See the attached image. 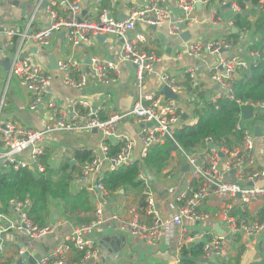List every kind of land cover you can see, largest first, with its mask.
<instances>
[{"label":"built area","instance_id":"built-area-1","mask_svg":"<svg viewBox=\"0 0 264 264\" xmlns=\"http://www.w3.org/2000/svg\"><path fill=\"white\" fill-rule=\"evenodd\" d=\"M43 2L44 0H41L40 5ZM82 3L83 0L49 1L46 10L50 22L46 28H34L32 21L26 28L16 24L0 28V52L1 49L9 51L15 39L22 43L31 40L38 47L46 49L52 44L55 34H64L74 48H79L97 37L115 36L122 41L120 63L136 66L133 84L139 90V97L133 109L126 114L114 113L103 119L102 108H94L86 101H78L70 116L54 97L47 94L54 81L53 74L21 58L20 52H17L11 62L10 77L16 78L22 89L31 95L29 104L31 111H37L45 106L49 115L43 129L22 127L12 121L4 122L1 116L5 102L4 99H0V171L18 172L29 169L38 175L43 174L46 170L43 164L47 154L46 143L50 135L56 133L80 135L97 131L102 135L103 142L99 149L92 151V161L82 166L80 175L75 177L73 182L94 192L108 195L109 192L104 186L105 175L140 162L141 171L137 180L143 183L141 189L143 206L127 207L126 218L114 215V220L123 221V230L151 246H157L163 239L164 229L182 227L186 221L205 222L221 215L225 234H213L204 230L188 240L203 243L204 255L201 258L203 261H224L229 255L228 236L229 239L230 236H242L250 240L264 232V218L259 221L233 214L235 207L244 212L246 207L264 200V186L260 185L264 180V168L258 165L255 155L256 124L251 126L244 118L246 110L253 113L250 121L258 118L259 112L262 113L258 124L261 125L263 133L261 139L264 140V118L262 119L264 102H238L245 108L238 115V123L234 129V133L241 134L239 145L232 147L229 140L208 137L201 146L189 152L184 151L174 143L173 133L176 129L193 126L197 122L195 119L193 121L184 119L185 113L179 99H164L143 93L146 78L155 73L160 57L144 49L150 36L137 33L136 27L138 24L149 27L166 26L169 35L174 37H182L186 31L202 23L225 27L227 30L225 36L208 41H192L179 53V57L187 55L198 60L205 53L218 57L217 65L208 71L217 91L207 99L209 104H217L221 100L235 99L234 82L239 79L242 71H248L251 64L260 59V54L253 51L248 53L247 58L241 57L236 50L237 45L230 41L227 35L235 27L238 16L246 17L249 22L251 21V25H254L258 15L264 14V0H176L175 8L172 0H148L141 8L132 9L129 16L122 21L116 19L109 11H101L96 18H88L83 13ZM198 3L202 9L208 10L205 19L199 13ZM176 9L178 13H175ZM244 11L248 12L247 16L244 15ZM226 12L231 14L228 20L221 16ZM250 31L247 27L242 30L245 34ZM58 67L65 86L80 90L89 85L83 64L62 61L58 63ZM90 69L97 83L103 86L116 83L120 76L118 63L97 56L91 57ZM188 74L193 87L195 89L199 87L195 70L189 69ZM161 81L178 96L183 90L175 77L169 73L162 74ZM200 94L205 95L202 91ZM128 117H132L140 127L138 138L142 149L138 161L133 157L135 142L119 133L121 124ZM111 141L115 145H121L119 153L114 156L109 154ZM169 141L178 147L177 151L184 157L185 166L189 167L187 171L189 176L177 197L175 214L171 219L165 220L158 208L156 191L146 175L144 161L154 146L165 145ZM232 177L233 181L230 179ZM214 197L227 202L222 212L218 215L203 212L204 204ZM33 205L34 200L30 196L16 197L8 202L5 211L0 201V257L5 254L7 246L5 237L13 231L26 232L29 238L36 241L52 234L60 226V223L38 225L30 217ZM95 215L92 223L75 227L61 244L35 264H88L96 253L91 234L104 222L103 209L97 208ZM13 216L17 218L18 223L14 222ZM146 218L150 219L149 224L144 221ZM186 240L187 238L182 236L181 242ZM74 252L81 255L77 263L71 261Z\"/></svg>","mask_w":264,"mask_h":264},{"label":"crops","instance_id":"crops-1","mask_svg":"<svg viewBox=\"0 0 264 264\" xmlns=\"http://www.w3.org/2000/svg\"><path fill=\"white\" fill-rule=\"evenodd\" d=\"M52 0H0V28L8 24H16L21 28H26L30 22H33L34 28H46L49 26V16L46 10L45 2ZM148 0H83V13L88 18H96L101 11H109L116 19L129 16L132 9L141 8ZM176 0H172L174 8ZM199 13L206 18V9H198ZM178 13V9L175 10ZM259 16V15H258ZM251 22V21H250ZM245 34L240 30L234 32L238 34L239 40L233 42L237 45V52L241 57L248 56L252 51L250 49L253 30ZM189 40L182 37L169 35L166 26L149 27L144 24H138L137 33H143L150 36L149 42L144 46L147 52H154L160 57L156 66L155 73L146 78L143 86V93H150L153 96L167 99L163 94V83L161 75L169 73L175 77L178 84L183 87L179 94V101L186 117L197 122L195 117L196 110L201 107L208 97L215 94L216 86L211 81L208 71L217 65L218 57L205 53L198 60L187 55L179 57V53L185 50L192 41L218 39L227 34L225 27H214L207 23H202L197 27L188 30ZM232 31V30H231ZM31 40H25L22 43L15 39L12 47L15 49L4 50L0 52V99H4L5 105L2 111V121H12L22 127L32 129H43L48 122V111L45 106L37 111H31L29 104L31 95L26 93L16 78L10 77V70L6 71L4 63L7 59L13 60V55L20 52L21 58L29 60L54 76V81L47 91V94L54 97L59 105L73 114L74 105L78 101H86L94 108L103 109L102 118L107 119L112 114L129 113L139 97V90L134 86L136 68L127 63H120L119 54L122 41L115 36H104L97 40L93 39L84 43L79 48L72 47L64 34H55L52 44L42 49ZM22 43V44H21ZM99 57L105 60H111L119 64L120 76L116 83L107 86L99 85L95 79L90 66L86 65L91 57ZM56 58L58 63L70 61L71 63L83 64L89 85L83 89L75 90L65 86L62 83V73L59 70H53L50 60ZM194 69L199 87H193L188 70ZM113 75V74H112ZM200 91L205 95L200 94ZM259 116L247 124H256L254 129L259 126ZM264 117H262L263 119ZM256 122V123H255ZM252 126V125H251ZM261 126V125H260ZM139 125L135 123L132 117L126 118L120 126L119 133L129 137L135 142L133 157L139 160L142 144L139 141ZM102 135L97 131L85 132L80 135L56 133L48 137L46 147L47 154L44 157L43 164L49 174L56 178L72 177L80 175L83 166L78 153H90L94 149H99L102 144ZM114 143L109 144L110 146ZM174 146V145H173ZM255 155L257 163L264 168V140L256 141ZM178 165L180 167H178ZM145 172L156 191L158 208L163 219H171L177 209V197L183 190L188 179V170L185 169L184 157L178 151H173L168 157L166 166L161 169L155 167L147 168ZM180 168V170H177ZM45 171V172H46ZM170 176V178H168ZM232 181L234 177L230 178ZM264 186V180L261 182ZM85 190L89 195L92 210L87 218L89 223L79 224L73 216L65 209V202L61 198L50 197L47 202V215L45 225L51 223H60V226L50 235L33 241L26 232L13 231L6 240L7 246L5 254L0 257V264H16L20 259V253L28 250L33 251L40 246L44 255H48L54 248L61 244L64 238L72 230L83 224H90L95 220V211L102 208L104 212V222L97 226L91 238L95 242L96 253L94 258L88 264H180V251L182 247L191 249L200 241L191 242L188 239L193 238L201 231L219 233L218 230L225 231L222 222V216L211 218L208 221L193 223L186 221L182 227L163 230V239L157 246H151L144 240L133 236L123 230V221H115L113 216L117 215L122 219L126 218V208L131 206L142 207L141 190L139 189H121L115 194L105 195L100 192H94L89 188L78 186L70 181L69 191L75 195ZM36 203V196L28 195ZM226 201L216 197L209 199L203 206L202 211L211 215H218L227 205ZM34 205L32 207V210ZM31 210V211H32ZM235 216L247 215L252 220H263L264 218V200L256 205L246 207L244 212L235 207L233 209ZM14 217V216H13ZM15 218V217H14ZM34 219V218H33ZM35 221V219H34ZM150 223V219L144 220ZM18 223L17 218L14 219ZM37 222V221H35ZM39 223V222H37ZM40 224V223H39ZM182 236L187 238L182 241ZM229 255L224 261H203L198 264H264V232L248 240L242 236H230L228 240ZM80 255L74 252L71 258L72 263H77L76 259Z\"/></svg>","mask_w":264,"mask_h":264},{"label":"trees","instance_id":"trees-1","mask_svg":"<svg viewBox=\"0 0 264 264\" xmlns=\"http://www.w3.org/2000/svg\"><path fill=\"white\" fill-rule=\"evenodd\" d=\"M245 27L253 30L250 49L259 53L260 59L251 64L248 71H242L239 79L234 82V100H221L217 104H209L206 100L196 110L197 123L195 125L185 126L183 129L174 131V143L186 152L201 146L208 137H213L216 140H229L232 147L239 145L241 134L234 133V129L238 123V115L242 110H245L240 103L264 102V14L259 15L254 25H251L246 17L238 16L235 20V28L239 32ZM227 38L230 41L237 42L239 40L238 34L233 31H230ZM174 143L169 141L165 145L154 146L149 151L144 165L147 168L155 167L156 169L165 167L168 157L174 151ZM120 148L121 145H111L109 154L117 155ZM78 157L84 164L92 161L90 153H78ZM140 171L141 164L136 162L133 166L108 172L105 175L104 186L112 195L125 188L141 190L143 183L137 180ZM71 179L74 178L61 177L58 179L48 171L39 175L29 169L18 172L0 171V201L7 211L8 202L11 199L24 198L34 194L37 199L30 212V217L39 222L40 224L36 222L38 225L44 226L48 199L50 197L61 198L65 202V209L77 223H89L90 219L87 216L92 210L89 195L85 190L73 195L69 191ZM242 217L248 216L244 214ZM203 248V243H198L191 249L182 247L180 264H198L204 255ZM80 257L81 255H78L76 261Z\"/></svg>","mask_w":264,"mask_h":264},{"label":"water","instance_id":"water-1","mask_svg":"<svg viewBox=\"0 0 264 264\" xmlns=\"http://www.w3.org/2000/svg\"><path fill=\"white\" fill-rule=\"evenodd\" d=\"M47 2H45V5L44 6H47ZM229 7V5H227V8ZM197 8L198 9H202L201 7V4L198 3L197 5ZM221 10H223V8H221ZM181 12V11H179ZM244 15L247 16L248 15V12L247 11H244ZM119 21H122L124 20V18H119L118 19ZM154 27V26H153ZM152 27V28H153ZM221 27V26H220ZM155 28V27H154ZM222 28V27H221ZM233 32H238V30L234 27L232 29ZM104 37H97V40L100 41V39H102ZM190 38V33L189 31H186L183 35H182V39L184 40H189ZM33 43V42H31ZM50 63H51V66H52V69L53 70H58V61L57 59L54 57V58H51L50 60ZM86 65L90 66L91 65V61L90 59L87 61ZM4 66L6 68V71H9L10 70V67H11V60L10 59H7L4 63ZM132 67L136 68V66L132 65ZM217 88V87H216ZM162 94L167 98V99H172V100H178L179 99V96L175 93L172 92V90L166 86L163 87V90H162ZM253 117V113L251 110H246L244 112V118L246 121H250ZM184 119H188L186 117V115L184 116ZM150 126V125H149ZM255 132V136L258 138V139H261L262 136H263V133L261 131V127L260 126H257L254 130ZM174 150L177 151L178 150V147L176 145H174ZM188 166L185 167L186 170H188ZM218 232L222 235V234H225V232L223 230H218ZM5 239L8 241L10 240V236H6ZM227 239L229 240V236L227 237ZM44 253L43 251L41 250V247L39 246L36 251H33V253L31 254L30 251L26 250L24 251L23 255H21L20 259L16 262V264H35L36 261H39L41 260L43 257H44Z\"/></svg>","mask_w":264,"mask_h":264},{"label":"rangeland","instance_id":"rangeland-1","mask_svg":"<svg viewBox=\"0 0 264 264\" xmlns=\"http://www.w3.org/2000/svg\"><path fill=\"white\" fill-rule=\"evenodd\" d=\"M221 16L224 20H228V19H230L231 14L226 12V13H222ZM178 167H180V166L178 165Z\"/></svg>","mask_w":264,"mask_h":264}]
</instances>
